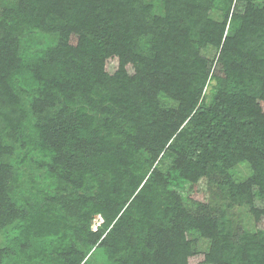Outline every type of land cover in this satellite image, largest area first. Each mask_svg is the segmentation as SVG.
<instances>
[{"label": "trees", "instance_id": "1", "mask_svg": "<svg viewBox=\"0 0 264 264\" xmlns=\"http://www.w3.org/2000/svg\"><path fill=\"white\" fill-rule=\"evenodd\" d=\"M0 233V264H264V3L0 0Z\"/></svg>", "mask_w": 264, "mask_h": 264}, {"label": "rangeland", "instance_id": "2", "mask_svg": "<svg viewBox=\"0 0 264 264\" xmlns=\"http://www.w3.org/2000/svg\"><path fill=\"white\" fill-rule=\"evenodd\" d=\"M261 2L264 3V0H261ZM219 13H215L214 17H219ZM41 46H45L46 43H50L51 41H53V38H47V42L45 40H41ZM214 89V83L212 82L210 84V86L208 87L207 91H208V95L211 94V91ZM162 102L163 104H171V101H169L167 98H162ZM174 161V156H172L169 153H164L160 159L157 162V166L163 170L164 172H167L169 170V168L171 167V165L173 164ZM34 168H29L27 171L33 173ZM252 171L251 168L249 167L248 164H240L237 168H235L232 171L233 177H235L236 180L243 182L245 181L250 175H251ZM35 177L39 178V182H41L42 187L44 188L46 186L47 183H45L43 181L44 179V175L40 172V171H35ZM243 209H239L240 211H238L237 213H239L242 217V222L244 224H246L248 227H253V220L251 218V216ZM103 223V219L101 218V216H96L95 219L92 222V226L91 229L93 231H96L97 228ZM5 245V240L2 236V234L0 233V248H2ZM209 246V243L206 242H200L199 244V248H201L202 250H207Z\"/></svg>", "mask_w": 264, "mask_h": 264}]
</instances>
